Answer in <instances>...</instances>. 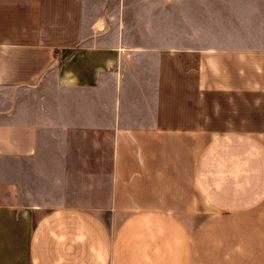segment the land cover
<instances>
[{
	"label": "crops",
	"instance_id": "0c3cea01",
	"mask_svg": "<svg viewBox=\"0 0 264 264\" xmlns=\"http://www.w3.org/2000/svg\"><path fill=\"white\" fill-rule=\"evenodd\" d=\"M0 264H264V0H0Z\"/></svg>",
	"mask_w": 264,
	"mask_h": 264
},
{
	"label": "rangeland",
	"instance_id": "374dc122",
	"mask_svg": "<svg viewBox=\"0 0 264 264\" xmlns=\"http://www.w3.org/2000/svg\"><path fill=\"white\" fill-rule=\"evenodd\" d=\"M208 12H209V19L207 21L203 20V23H204V26L207 27L208 30L210 31L209 33L216 36L219 33V30H218L219 26H218V19H217V9L214 7V3L212 1L210 3V10ZM204 13H206V12H204ZM193 21L200 22L201 20L200 19L199 20L194 19ZM185 26H186L185 22H182L179 20V22H178L179 33H186V30H185L186 27ZM199 27H201V26H199ZM195 33H197V32H195ZM195 35L203 37L202 32H199L198 34H195ZM95 197L96 196H94V195L79 196V198H81L79 202L80 203L93 204V203H95L93 201L95 199Z\"/></svg>",
	"mask_w": 264,
	"mask_h": 264
}]
</instances>
